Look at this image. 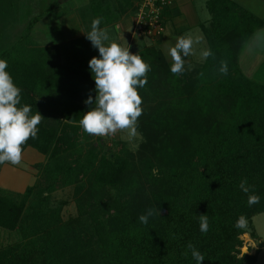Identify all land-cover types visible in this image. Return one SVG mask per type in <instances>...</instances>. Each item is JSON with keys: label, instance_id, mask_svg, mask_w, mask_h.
Masks as SVG:
<instances>
[{"label": "trees", "instance_id": "obj_1", "mask_svg": "<svg viewBox=\"0 0 264 264\" xmlns=\"http://www.w3.org/2000/svg\"><path fill=\"white\" fill-rule=\"evenodd\" d=\"M90 1L99 26L116 21L118 10L111 20L108 0ZM208 8L212 20L201 28L214 57L196 68L173 75L157 46L132 52L150 65L148 83L137 87L138 94L164 93L146 108L148 124L164 135L158 163L145 164L154 186L147 207L139 205L127 183L126 149H92L91 135L79 125L91 107L81 97L91 94L95 100L89 60L99 58L98 50L75 40L54 49L38 45L32 31L41 16H35L19 40L0 53L21 89L17 107L30 105L32 114L44 117L37 138L22 152L33 148L45 157L36 165L40 178L34 186L15 195L0 190V228L20 236L0 248V264H196L189 242L204 255L202 264L257 262V253L241 252L246 232L235 223L244 215L252 225L253 217L264 213V83L239 66L243 44L262 21L228 0H211ZM62 51L71 56L66 64L59 61ZM222 59L228 61L227 75L218 71ZM245 178L260 197L258 204L248 205L239 186ZM86 179L92 187L119 193L92 207L80 202L79 216L64 221L63 205L52 204L51 195ZM153 206L160 214L142 224L139 216ZM201 214L208 217L207 233L200 231Z\"/></svg>", "mask_w": 264, "mask_h": 264}, {"label": "rangeland", "instance_id": "obj_2", "mask_svg": "<svg viewBox=\"0 0 264 264\" xmlns=\"http://www.w3.org/2000/svg\"><path fill=\"white\" fill-rule=\"evenodd\" d=\"M52 10H45L47 0H0V53L7 48L14 45L24 33L28 21L32 17H40V21L33 28L32 37L34 42L42 47L48 46L49 48H60L61 45L67 44L74 38L70 30V25L73 26L74 22L71 23L63 21H57L62 13L68 14L71 10H74L76 6L81 2L80 0H68L66 4L59 5L57 0H51ZM72 1V2H71ZM195 1V0H194ZM45 2V3H43ZM196 9L205 24H210L211 15L208 9L204 6L201 0L195 1ZM43 3L44 5H40ZM41 14L38 15V11ZM168 11V10H167ZM80 13V12H79ZM78 13V17L80 14ZM86 12L82 13V17L89 19L85 16ZM208 22V23H207ZM64 23V24H63ZM90 27V22L87 20L84 22ZM66 28L63 31L62 28ZM73 28V27H72ZM68 32V33H67ZM166 32V29H165ZM167 32L170 38H175V30L171 23L168 25ZM183 35L190 34L194 38L202 37V42L193 45L192 62L187 63L185 61V71L189 65H192V69L197 67L200 63L202 64L205 59L201 58L200 52L202 49H210L206 38L202 32V29L198 26H190L189 29L183 30ZM254 35V34H253ZM251 35L249 39L243 44L240 54L243 56L241 64H239L242 72L251 79L264 83V39H259L258 36L254 38ZM161 40V39H160ZM159 40V41H160ZM158 41V42H159ZM157 42H152L149 38H140L133 35V26L130 34L127 35L123 43H119L122 47L130 46V52H138L145 47L156 46ZM89 51L95 52L98 50L91 46ZM243 49V51H242ZM70 54L62 51L60 57V63L66 64L70 60ZM167 59V58H166ZM195 60V61H194ZM171 66L172 60L167 59ZM194 62V63H193ZM148 79V74H147ZM148 83V81H147ZM147 85V84H146ZM95 90V82H94ZM156 91V90H155ZM159 92L158 90L156 91ZM94 99L96 92H94ZM142 115L138 118L137 135L135 137H129L127 131H118L115 135L107 136H95L91 135L90 147L100 153L115 151L120 147H124L129 157V169L127 176V183L131 185V190L134 195L138 198V203L141 207H147L151 204L152 190L154 186L148 181L146 177L145 164L147 160H152L155 164L158 163V150L162 143L163 133H160L159 129L148 124L149 111L146 109L154 107L155 104L163 98L162 92L158 95L153 91L150 97H147L142 91ZM161 97V98H159ZM88 95L82 96V103L87 100ZM160 134V135H159ZM45 161L44 155L39 153L33 148H27L22 152L21 162L18 165L11 163L0 164V190H6L15 194H23L25 190L34 186L39 180L40 176L36 165ZM154 174H157V169L153 170ZM92 182L88 179L77 183L76 185L60 188L55 191L51 197L52 204L63 205L62 214L64 221L74 220L79 216V203L84 202V206H96L98 201H112L116 198L119 190L113 189L109 186L104 188L92 187ZM128 192V191H126ZM124 193V191H123ZM147 202V203H145ZM154 208V206H153ZM254 225L250 223L244 228L247 235L242 236L244 242L241 252L247 254H255L253 252L256 246L252 245L253 241V227H257V231L264 237V215L263 217H257L253 220ZM20 240L18 231H9L0 228V248L14 244ZM264 256V255H263ZM257 264H264V258L262 257Z\"/></svg>", "mask_w": 264, "mask_h": 264}, {"label": "clouds", "instance_id": "obj_3", "mask_svg": "<svg viewBox=\"0 0 264 264\" xmlns=\"http://www.w3.org/2000/svg\"><path fill=\"white\" fill-rule=\"evenodd\" d=\"M101 18L91 22V31L86 38L92 46L98 49L99 58L92 57L89 67L95 81V100L89 94L85 104L90 105L84 112L79 125L89 135H115L118 131H127L128 136L135 137L138 118L142 115V98L137 87L143 88L147 84V73L150 65L136 53L130 52L128 47H122L111 40L106 29L99 27ZM202 37H193L190 34L176 37L174 46H169L168 55L172 64L170 71L173 75H182L185 72V60L193 53V45L202 42ZM202 59L214 57L211 49H202ZM8 63L0 59V164L11 163L18 165L22 158V146L31 138L36 139L38 127L44 118L39 111L32 114L30 105L17 107L21 102V89L14 83L11 75L6 71ZM192 70V65L188 66ZM218 71L222 75L228 74V61L220 60ZM202 75V73H201ZM241 190L248 194V205L260 202V197L254 193L253 186L248 185L247 179L240 182ZM160 214L157 209L150 208L139 216L142 224H147L149 217ZM247 217L240 215L235 223L238 229L246 228ZM200 231L209 230L206 214L199 215ZM187 248L191 250L196 264H202L204 255L189 242ZM187 255V253H185Z\"/></svg>", "mask_w": 264, "mask_h": 264}, {"label": "crops", "instance_id": "obj_4", "mask_svg": "<svg viewBox=\"0 0 264 264\" xmlns=\"http://www.w3.org/2000/svg\"><path fill=\"white\" fill-rule=\"evenodd\" d=\"M57 1L59 5L66 4L68 2V0H57ZM80 1L81 2L78 4V6H76V8H74V10H71V12L68 14L62 13V15L59 18H57V21H60V25H61V22L63 21H66L69 23L73 21L74 25L73 26L70 25L69 27L72 34H74V38L72 40L81 42L82 44H85V45L89 44L88 46L91 47L92 44L86 38V34L91 31V22L96 17L94 15V12L91 9V1L90 0H80ZM108 1H109V5L111 8L109 12L111 20L114 17L113 14L116 9L118 10V13L120 14V16L118 13L114 14L116 15L114 17V20L116 21L106 23L99 27L101 29L107 30L108 35L111 40H114L117 43H123L127 35L130 34V32L132 31V26H133V21H134V16H135V7H137L139 0H108ZM195 1L194 0H173L171 7L168 9L166 13V32L164 36L162 37V39L156 43V46L162 51V53L167 59L169 58L171 59V57L168 55L169 46L175 45L176 37L183 35L182 34L183 30L189 29L190 26H198L201 28L202 25L204 26L209 25V24L206 25L205 24L206 22H202L198 14V11L196 9ZM201 1L202 3H204V6L208 9L211 15V19L209 21L211 22L212 13L210 12L208 8V2L211 0H201ZM228 1H230L237 7L243 10H246L248 13H250L251 15L258 18L260 21H262L261 26L256 29L253 36L254 38L258 36L259 39H264V0H228ZM43 3H39V4L42 6L44 5ZM45 4H46L45 10H52V5H54L55 3H53V1L51 0H47V3ZM83 12H86L85 16L89 17V19L88 18L85 19L84 17H82ZM38 13H39L38 15H40L41 11L39 10ZM78 13L80 14L79 17H78ZM87 20H89L90 22V27H88L87 24L84 23ZM170 23L175 30L174 32L175 38H170L167 32L168 25ZM34 30L32 32H34ZM62 30L66 31L65 26L64 28H62ZM241 54L239 55V64H241V61L243 58ZM184 60L188 61L187 63L189 64V62H192V55L184 57ZM204 62L205 61H203L202 63ZM196 64H200V63H196ZM263 215L264 213L254 216L252 219V226L254 225L253 220L260 216L263 217ZM253 228H254L253 230L254 237H253L252 245L256 246L253 252L257 253V262L255 263L257 264L259 263L262 257L264 258L263 256L264 255V237L258 233L257 227H253ZM245 235H247V233ZM247 254H251V253L248 252Z\"/></svg>", "mask_w": 264, "mask_h": 264}, {"label": "built area", "instance_id": "obj_5", "mask_svg": "<svg viewBox=\"0 0 264 264\" xmlns=\"http://www.w3.org/2000/svg\"><path fill=\"white\" fill-rule=\"evenodd\" d=\"M173 0H139L133 21V35L158 42L165 34L166 10Z\"/></svg>", "mask_w": 264, "mask_h": 264}]
</instances>
